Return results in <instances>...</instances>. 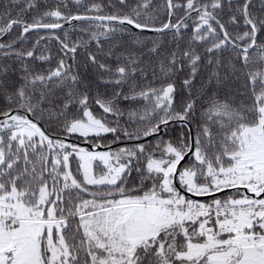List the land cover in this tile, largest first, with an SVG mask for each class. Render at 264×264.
Returning a JSON list of instances; mask_svg holds the SVG:
<instances>
[{"label":"snow or ice","instance_id":"snow-or-ice-1","mask_svg":"<svg viewBox=\"0 0 264 264\" xmlns=\"http://www.w3.org/2000/svg\"><path fill=\"white\" fill-rule=\"evenodd\" d=\"M72 3L76 14L67 0H57L30 21L25 13L36 8V0H27L15 17L9 9L0 14V36L14 29L20 30L17 39L48 33L31 49L14 50L15 41L0 43V54L14 55L23 70L22 83L9 92L10 68L0 67L5 77L0 93L7 101L0 110V264H264V43H257L264 33V0L259 14L253 0H165L168 20L160 27L151 23L152 0L93 2L83 14V0ZM225 6L227 20L221 15ZM72 21L94 24L96 30L82 29L88 39L69 42L64 24ZM131 29L158 36L171 32L173 46L151 42L148 52L158 58L156 67L136 50L115 51L112 41ZM43 39L59 42L58 60L55 68L37 72L26 61H51L43 51L36 55ZM91 41L100 52L105 42L111 45L105 55L115 57L114 65L88 55L99 81L113 88L111 96H91L90 83L73 71L78 48ZM225 51L235 54L226 65L219 56ZM209 65L215 67L208 84L213 78L219 83L224 69L245 80L251 103L237 109L206 91L200 97L207 98L201 113L206 123L194 142L190 136L158 142L159 155L144 144L95 150L103 134L117 132L108 117L122 115L120 98L148 101L143 113H129L150 124L144 137L170 120L190 123L197 107L193 81ZM157 67L160 86L137 91L138 79H157ZM181 73L189 95L177 110L172 77ZM52 121L60 128L55 136L42 127ZM209 124L218 126L216 134ZM140 135L124 130L128 139ZM73 136L90 141L92 150L66 142ZM132 171L138 184L128 179Z\"/></svg>","mask_w":264,"mask_h":264},{"label":"trees","instance_id":"trees-1","mask_svg":"<svg viewBox=\"0 0 264 264\" xmlns=\"http://www.w3.org/2000/svg\"><path fill=\"white\" fill-rule=\"evenodd\" d=\"M27 0H22L21 3L16 4L13 3L12 0H0V14H3L6 9L12 10V16L15 17L16 13L20 11L21 8L26 6ZM99 3L103 5H107L109 0H83V4L79 9V12L83 14L84 6L89 5L90 3ZM115 3V0H112ZM177 2H182V0H177ZM57 0H36V8L29 9L27 13H25V19L31 20L34 15H40L44 11H47L49 8L55 7ZM68 7L73 14L77 13L76 6L72 3V0H67ZM130 3L133 5L136 3V0H130ZM254 8L253 11H256L259 14V10L261 7L260 0H253ZM165 0H152V9L150 10L151 15L153 16V20L151 21L154 27H160L162 23L167 22L168 17L165 8ZM110 11L107 7L105 8V12L107 13ZM90 15H95V13H89ZM182 15V12H177L176 16ZM224 20L228 19L227 14V7L225 6L224 12L221 13ZM175 22V18L173 19ZM191 23V21H189ZM82 29H88L89 32L95 31V25H89L87 22H80L77 23L69 28H64V31L69 33V42L78 41L80 37L84 39H88L86 33L82 31ZM243 30V29H241ZM232 31V29H230ZM57 35L63 39V31L58 30ZM47 37L48 33L45 31H41L39 33L30 32L27 33L24 38L21 40L17 39L20 37V30L14 29L11 34L6 36L4 39L0 41V43L8 44L15 41L13 45L14 50H25L31 49L35 44L36 40L40 37ZM119 39L113 40L112 44L117 45L115 51H123V47H127L129 49L136 50L138 55L142 56V61L150 62L153 67L157 65V57L152 56L149 54L148 49H150L153 40H158L161 43L162 48H168L173 46L172 45V34L168 32L167 35L158 36L157 33H144V32H137L130 30L129 32L120 33L118 34ZM187 35L185 36V41L187 40ZM139 40L140 43H136ZM257 43H264V33L258 34ZM111 45L108 42H105L103 45L104 51L100 52L97 49L95 41H91L88 47L85 49L84 47H80L76 53V60L73 64V71H77L81 74L82 79L86 83H90V95L95 96L97 92L103 94L104 96H111L113 92V88L111 85H107L101 83L96 75V69L93 65H91L88 61L89 53L94 54L101 62H107L110 64H115V57H108L105 53L108 51V48ZM123 46V47H121ZM203 48H198V51L203 52ZM43 54L50 55L52 57L50 62H42L37 59H28L26 62L29 64L30 68L37 72H46L49 68H55L58 60V53H59V42L54 39H43L38 46L36 51V55L39 56L41 52ZM62 55V54H61ZM220 58L223 59L225 65L227 64L228 59L234 58L235 54L225 51L219 54ZM67 63L72 64L71 60H68ZM207 63V59H205V64ZM8 66L10 68L7 76L8 80L11 82V86H9L8 91L11 92L14 90L15 86H18L19 83H22L20 77L23 75V70L21 68V62L18 60L14 55L11 57H4L0 54V67ZM214 65H209L207 68L201 67L199 74L197 75L196 79L193 81V89L192 95L194 99H197V107L195 115L191 118L190 123L183 124L181 122L170 120L168 125L165 126L163 124L160 125V130L154 133L151 136L144 137L142 132L144 129L150 127V124L147 121L141 122L138 116H134L132 118L129 117L130 112L136 113H143L145 110L146 105H148V101L137 99L133 100H124L120 98L117 101V107L120 109L122 115L119 117L116 116H109L108 119L113 127L117 128V132L115 134L108 133L103 134V139H99L96 143L99 146L104 148H110L113 150H119L120 148H133L137 144H144L148 151H155L157 155H159V150L156 148L158 142H168L171 141L172 143H176L182 137L190 136L192 141H195V138L198 132L202 131L203 127L205 126V119L202 117L201 113L204 108L207 107V98L201 100L200 97L206 91H215L218 98L221 100H228L233 107L237 109H241L242 105H248L251 103L246 90L244 88L245 80L243 78H237L227 72L226 70L222 69L220 72V82L217 83L216 79L213 78L211 84H208V77L210 76L211 72L214 69ZM158 77L155 80H152L149 76L148 80L138 79L137 80V91L140 88L151 84L153 87H159L162 77L159 76V69L156 68ZM185 74L181 73L172 77L175 81L177 86V92L174 99V105L176 106L177 110H179V106L183 101L188 99L189 90L184 89L182 87L183 79H185ZM5 77L0 75V81H3ZM203 86V87H202ZM83 87V86H81ZM124 92L130 94V87L125 85ZM61 93L57 92V95ZM7 101L4 97L3 93H0V110H4ZM203 105V107H202ZM97 113L100 110L96 109ZM159 115H163L160 113ZM159 117L157 116L155 119L151 121V123H156ZM42 127L47 128L48 132L53 136L59 134L60 128L59 124L56 121L49 122L47 124H42ZM209 127L213 134L218 132V126L215 124H209ZM124 130H127L130 133L139 132L140 138L139 139H128L124 136ZM119 137V139H117ZM61 138H64L61 135ZM66 142L78 143L82 145L85 143L83 140H78L76 137H68ZM88 143L91 144L89 141ZM162 147V145H161ZM191 159V156L181 165L184 166L188 163ZM135 163V161H134ZM141 165L144 163L143 160L139 162ZM128 179L133 184L139 183V176L135 171H132L131 175Z\"/></svg>","mask_w":264,"mask_h":264},{"label":"water","instance_id":"water-1","mask_svg":"<svg viewBox=\"0 0 264 264\" xmlns=\"http://www.w3.org/2000/svg\"><path fill=\"white\" fill-rule=\"evenodd\" d=\"M80 22H82V21H72L70 24L69 23H65L64 24V28H69V27H71V26H73V25H75V24H77V23H80ZM131 30H133V31H137V32H140L139 30H137V29H131ZM41 31H43V30H41ZM40 31V32H41ZM144 33H155V32H152V31H144ZM26 35V34H25ZM24 35V36H25ZM6 36H8V35H4V36H0V41L2 40V39H4ZM22 39V38H21ZM21 39H19V40H21ZM84 145H86V146H88L89 148H92V144H90V143H88V142H85V143H83ZM98 148H104V147H102V146H99ZM190 156V155H189ZM189 156L188 157H186V159L184 160V161H182L181 162V165L189 158ZM205 199H207V198H205Z\"/></svg>","mask_w":264,"mask_h":264},{"label":"rangeland","instance_id":"rangeland-1","mask_svg":"<svg viewBox=\"0 0 264 264\" xmlns=\"http://www.w3.org/2000/svg\"><path fill=\"white\" fill-rule=\"evenodd\" d=\"M81 147H86V148H88L90 151L92 150V148H89L88 146H86V145H84V144H82V145H80ZM96 151H109V150H111V151H113V152H115V151H117V150H113V149H110V148H96L95 149Z\"/></svg>","mask_w":264,"mask_h":264}]
</instances>
